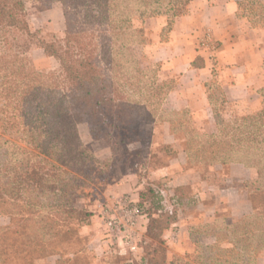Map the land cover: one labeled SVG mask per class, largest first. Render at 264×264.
I'll list each match as a JSON object with an SVG mask.
<instances>
[{"label": "trees", "instance_id": "16d2710c", "mask_svg": "<svg viewBox=\"0 0 264 264\" xmlns=\"http://www.w3.org/2000/svg\"><path fill=\"white\" fill-rule=\"evenodd\" d=\"M26 1L0 0V213L9 217L0 227V264H33L77 235L67 221L75 218L79 226L88 213L71 204L76 191L94 179L108 183L105 174L109 169L111 176L112 163L128 164L132 153L127 147L147 138L141 121L157 109L164 111L162 101L174 86L158 78L159 63L139 62L135 52L147 42L142 25L148 18L165 17L163 29L169 30L192 0H35L41 9L53 2L62 7L63 39L34 43L57 59V72L38 71L27 60L33 40L26 38ZM236 16L264 27V0L237 1ZM257 92L260 109L241 116L230 129L217 118L211 94L216 131L202 133L211 143L196 151L185 147L188 163H239L256 172L245 183L252 211L224 219L226 232L214 234L212 252L198 255L197 264H256V254L264 251V86ZM174 113L184 115H168ZM168 117L161 120L171 121ZM80 123L109 146L110 163L97 159L82 141ZM146 192L153 198L160 193L149 187L138 201L146 214V233L155 241L175 222V210L166 221L160 207L147 212ZM30 222L39 226L29 231ZM223 238L230 247L219 245Z\"/></svg>", "mask_w": 264, "mask_h": 264}, {"label": "rangeland", "instance_id": "374dc122", "mask_svg": "<svg viewBox=\"0 0 264 264\" xmlns=\"http://www.w3.org/2000/svg\"><path fill=\"white\" fill-rule=\"evenodd\" d=\"M26 17L30 32L26 38L33 40L27 52L29 64L38 71L57 72L59 69L57 59L53 56L46 55L43 49L34 43H36L37 39L52 43H59L63 39L65 22L61 4L59 2H53L46 9H41L37 1L27 0ZM148 19L142 25L146 34V43L150 40L149 31L153 26ZM248 24L251 25L249 22ZM257 24L255 27H263L260 25V22ZM166 31L167 29H163V32ZM135 54L139 62L142 63L141 65H146L147 62L154 63L149 60L148 55L141 48H138ZM158 70V78L161 79V65ZM166 80L174 82L173 78L164 79L163 81ZM211 94L217 100L215 101L217 118L221 123L228 124L227 128L229 129L235 126L234 123L238 118L256 113L261 106V97L257 94L249 96L243 102H228L226 104L223 95H221L222 90L216 84L213 85ZM153 105L155 104L153 103ZM162 110L164 109L162 108ZM170 112L172 111L167 112L164 110L160 112L157 109L153 111V116L157 115L159 121L169 116L168 118L171 120L173 127L178 131H183V133L177 134V137H179V140L187 149L196 151L202 146L206 147V142L211 143V141L203 138L202 135L205 132L210 133L208 131L209 126L206 127L207 125L205 123H197L194 119L184 117L180 113L168 115ZM146 116L141 121V128L148 132L145 135L147 138L142 139L143 142L141 143L130 144L127 147L126 151L132 153L130 157H127L128 164L112 163L113 169L111 176L109 169H107L109 174H105V177L109 180L108 183L94 179L88 185L76 191L78 195L76 203L73 204L74 202L72 200L71 204L79 205L78 207H81L83 211L88 213L86 221L79 226H75V218L67 221L69 227L75 228L76 232L74 234L77 235L60 243L57 240L56 243L58 244L53 248L52 253L35 260L33 264H185L186 262L197 264L198 260H195V258L198 255H208L212 252V248L210 249L208 247L216 243L214 234L217 232H226L221 229L224 219L234 220L252 211V205L248 199L249 194L245 183L255 178L256 172L254 168L245 167L239 163L222 165V170L216 174L213 173V170L209 169V165L212 164L201 163L203 164L201 165L199 162L198 166L188 163L189 167L200 170L201 172L203 171L204 176L216 182L219 188L229 187L219 197H215L214 194H206L207 196L201 198V196L190 194L185 188L175 194H171L166 182H158L154 186L150 185V167H154L160 162L163 163L167 157L172 155V151L165 145H156L153 147L152 142H155V139H153V134L149 128L152 119ZM204 127H206V130H204ZM78 130L82 141L90 146L97 159L107 164L108 162L110 163L112 154L109 146L101 139H94L86 123H80ZM214 131H216L215 122L212 132ZM119 168L130 170L128 176L118 171ZM115 173H117V177L121 178V180L127 178L132 183V188L142 184L144 187L143 190L153 187L160 193L161 198L160 196L153 198L150 192H146V198L148 200L144 202V206L147 212H154L160 207L162 208V213H165L161 219L166 221L171 211L173 209L175 210L176 220L162 231L159 238L161 240L156 239L154 241L147 235V218L139 220L133 228L129 229V235L137 244L136 252H129L122 236L121 238L120 236L108 235L103 224L102 214L100 213L103 207L112 206L120 197H127L134 203H138L139 201V196L136 197V193L138 192L133 189L120 188L116 190L111 188L112 186L109 187L113 183ZM113 193H118V195H114ZM50 196L54 199L52 194ZM230 196L231 198L229 199ZM215 198L217 199L215 200ZM149 200H153V204ZM208 206H214L215 210L211 214L205 213L204 211L209 208ZM13 209L15 208L13 207L12 211ZM154 217H157V215H154ZM56 219L54 218L55 221ZM8 223V214L0 213V227ZM38 226V223L34 224L30 222L27 228L31 231ZM40 227L44 230L43 223ZM50 227H52L50 232L55 233L57 227L54 223L50 224ZM227 241L228 239L223 238L219 245L222 247H230ZM255 260L256 264H264V251L258 252Z\"/></svg>", "mask_w": 264, "mask_h": 264}, {"label": "crops", "instance_id": "0c3cea01", "mask_svg": "<svg viewBox=\"0 0 264 264\" xmlns=\"http://www.w3.org/2000/svg\"><path fill=\"white\" fill-rule=\"evenodd\" d=\"M237 1L192 0L189 11L176 17L166 32H163L165 17L149 18L153 25L149 31L150 40L140 46L149 60L161 65V80L174 79V86L166 94L162 108L167 112L183 111L184 117L209 126V132L214 129L210 102L214 84L221 88L226 104L243 102L251 95H258V89L264 86V27L251 26L246 20L237 18ZM205 30H209L218 43L211 59L197 50V41ZM151 119L149 128L155 139L153 147L165 145L171 149L172 155L163 163L150 167V185L166 182L171 194L185 188L190 194L201 198L206 194L219 197L227 191L229 187L219 188L216 182L204 176L203 171L188 166L185 146L177 137L183 131H178L169 120L159 121L157 115H152ZM194 164L199 166V162ZM222 167L220 163L209 165L214 174L220 172ZM124 170L118 169L128 176L130 170ZM119 180L121 178L115 173L109 187L116 190L133 189L138 192L136 197L144 188L142 184L132 188L127 178ZM208 207L211 208L205 209V213L214 212V206Z\"/></svg>", "mask_w": 264, "mask_h": 264}, {"label": "built area", "instance_id": "2783aa9c", "mask_svg": "<svg viewBox=\"0 0 264 264\" xmlns=\"http://www.w3.org/2000/svg\"><path fill=\"white\" fill-rule=\"evenodd\" d=\"M217 48V41L212 37L209 30H205L197 41V50L204 53L208 59H211ZM100 213L108 235L122 236L129 252H136L137 244L133 241L128 231L139 220L146 218L144 209L138 203L131 202L127 197H120L112 206L103 207Z\"/></svg>", "mask_w": 264, "mask_h": 264}]
</instances>
